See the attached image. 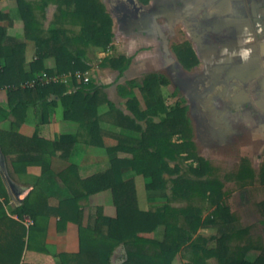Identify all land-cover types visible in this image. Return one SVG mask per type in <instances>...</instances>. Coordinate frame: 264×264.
<instances>
[{"label": "trees", "instance_id": "1", "mask_svg": "<svg viewBox=\"0 0 264 264\" xmlns=\"http://www.w3.org/2000/svg\"><path fill=\"white\" fill-rule=\"evenodd\" d=\"M136 1L142 6L150 2ZM41 3L40 8L57 5L58 16L54 18L60 22L72 18L79 23L80 33L71 40L64 29H50L45 33L35 14L39 6L17 0L24 38L34 42L36 59L25 71L24 42L8 37L6 30L0 29V88L7 87L8 98V110L0 107V124L12 118L10 130L0 129V152L6 160L14 156L9 161L16 173L26 172L29 166L41 165V158L47 153L46 139L41 135L42 126L48 122L44 114L57 98L63 103L64 119L85 126L91 144L104 147L112 157L106 164L96 165L87 177L81 175L76 165L61 171L58 177L69 189L71 197L56 207H50L45 193L34 186L19 205L7 212L11 198L0 174V264H40L28 261L23 255L25 251L47 253L45 238L51 215L58 218V231L71 222L77 225L79 233V251L57 255L55 264H111V256L119 247L125 255L121 264H170L181 250L190 254L185 264H206L208 258L216 259L217 264H264V248L230 213L224 202L228 195L223 190L224 183L215 177L212 163L197 154L188 108L178 102L170 108L164 105L161 86L169 84L166 78L151 73L142 79L139 92L145 107L143 111L138 110L136 97L126 101L134 115L146 120L144 128L107 100L103 85H77L71 92L60 82L21 87L41 72L61 76L88 71L89 67L81 59L83 53L76 45L92 44L106 50L114 38L112 16L100 0H42ZM170 48L183 69L190 71L199 64L189 42L172 43ZM48 58H54V70L46 68ZM131 60V57L120 55L102 61L101 66L117 71L120 76ZM105 104L108 110L99 114L98 108ZM36 105L43 108L42 119L27 136L21 132V126L28 108ZM161 114L158 123L149 119ZM100 122L138 132L140 137L105 131ZM105 136L114 139L116 144L105 147ZM173 136L179 137L180 141L172 142ZM73 145L70 137H61L50 144L51 154L66 159ZM118 152L128 153L131 158H118L115 156ZM168 160L181 164L190 161L195 166L189 164L182 171L178 163L170 168ZM128 170L150 179L145 185L147 191H164L169 181L173 197L188 200L200 197L215 208L204 219L200 209L193 206L179 209L164 206L162 212L142 211L138 207L134 178L123 177ZM224 178L228 180L232 176ZM234 178L243 187L252 184L254 176L242 166ZM258 181L264 182L262 173ZM104 190L111 192L115 216H105L102 208L97 207L93 223L83 225L88 197ZM260 207L264 212V202ZM27 221L31 223L27 224ZM160 228H163L161 239L144 236ZM200 228H217V233L208 239H191V232ZM209 242L213 245L206 248ZM250 249L259 251L253 261L246 258Z\"/></svg>", "mask_w": 264, "mask_h": 264}, {"label": "crops", "instance_id": "2", "mask_svg": "<svg viewBox=\"0 0 264 264\" xmlns=\"http://www.w3.org/2000/svg\"><path fill=\"white\" fill-rule=\"evenodd\" d=\"M23 1L37 3L39 8L35 9V14L45 33L50 29L60 28V25L69 39L74 37L73 30L77 29L79 32L80 27L67 20L63 24L53 20L58 16L57 5L48 4L40 8L42 3H38L39 0ZM132 1L135 3L134 7L125 0L123 5L127 7V11L118 6L114 7V12L107 8L112 16L115 38L126 40L125 43V40L122 41L121 55L132 58L122 75L118 76L117 71L100 66L102 61L112 57L111 54H116L115 49L110 47L103 50L92 44H77L76 48L82 51L81 59L89 67L88 71L61 76H49L41 72L35 74L32 81L21 84V87L60 82L71 92L77 85H103L107 100L144 128L146 120L134 115L126 101L132 96L136 97L139 101L138 110L143 111L145 107L139 92L141 81L138 82V79L149 73L163 76L169 82L167 86H161L164 105L170 108L178 102L188 108L190 118L194 116L196 121L192 127L193 141L200 147V156L225 170L221 173L223 190L228 192L225 204L232 213L237 209L240 215L237 214L235 220L242 227H247L249 235L264 248V212L259 210L260 203L264 202V182L258 181L259 174L264 175V0H150L147 6L140 5L136 0ZM130 14L135 15L131 17ZM194 23L197 25L194 26ZM2 28L6 30L8 37L24 42V69L28 71L29 63L36 59L35 45L33 41L24 38L17 0H0V29ZM184 41L191 44L199 59V64L190 71L179 65L167 45ZM91 52L97 54L98 66ZM45 65L47 69L54 70V58H48ZM84 78L89 81L85 83ZM0 107L8 110L7 87L0 88ZM107 110L105 104L98 108V113L102 114ZM42 112L41 105L28 108L21 132L30 136L34 127L40 124ZM44 115L48 122L42 126L41 135L46 139L47 153L42 156L41 165L29 166L26 172L16 173L9 161L14 156H10L8 166L5 167L4 164V168H0L2 176H7L16 188L11 191L6 188L11 197L6 209L11 207L12 210L19 205L34 186L45 193L50 207H56L62 200L71 197L69 189L58 177L61 171L70 165H76L80 168L81 175L87 177L96 165L106 164L112 157L104 147L91 144L85 126L64 119L61 100L56 98L55 104L48 106ZM162 116L149 119L158 123ZM11 120L9 118L2 122L0 129L10 130ZM100 127L112 133L140 137L138 132L107 122H100ZM64 136L70 137L74 142L66 159L52 155L50 146ZM175 137L173 136V141ZM103 143L105 147H111L116 141L105 136ZM115 156L131 158L130 154L124 152H118ZM0 159L4 161L1 152ZM242 166L252 172L254 179L252 184L240 187L234 177ZM227 175L232 176V179L226 180L224 177ZM136 183L135 181V185ZM253 194L256 196L255 201ZM137 202L139 209L143 210L140 200ZM97 207L102 208L105 216H115L110 190L88 197L83 225L93 223ZM255 208L259 211L257 214L253 212ZM10 211L7 209V212ZM57 221L56 216H50L45 238L47 253L25 251L23 256L28 261L55 264L57 255L79 251L77 225L69 222L63 230L58 231ZM215 231L213 228H200L191 235L194 238L196 234L209 233L207 238H210L216 235L217 231L213 233ZM144 236L153 238L154 233ZM258 254V250L250 249L247 259L253 261ZM122 261L123 259L118 264ZM182 262L175 258L171 264H183Z\"/></svg>", "mask_w": 264, "mask_h": 264}, {"label": "rangeland", "instance_id": "3", "mask_svg": "<svg viewBox=\"0 0 264 264\" xmlns=\"http://www.w3.org/2000/svg\"><path fill=\"white\" fill-rule=\"evenodd\" d=\"M41 1L42 0H39V2L38 3H40L41 4ZM107 8H109L110 10H112L113 12H114V7L115 6H118V7H120L121 8V10H125V11H127L128 9H127V7H125L123 4H125V0H100ZM31 4H33V3H31ZM36 5H37V3H35ZM60 8V7H59ZM57 9H58V7H57ZM62 9V8H61ZM58 15V14H57ZM131 15V17H134V15L133 14H130ZM114 16H116V14L114 15ZM117 16H118V18H119V15L117 14ZM37 17V16H36ZM136 17V16H135ZM38 19V18H37ZM53 20H55V21H58V22H60L59 20H57V19H53ZM64 21H66V20H64ZM64 21L62 20L61 21V24H63L64 23ZM67 21H68V23H72V24H74V25H77V26H79L80 27V25H79V23H77L75 20H73L72 18H68L67 17ZM62 26L60 25V28H57V29H64L63 27L61 28ZM65 30V29H64ZM79 33H80V30H79V32L77 31V29L76 30H73V36L74 37H76V36H78L79 35ZM74 37H72V38H74ZM71 38V39H72ZM70 39V40H71ZM123 40H125V38H115V36H114V38H113V40H112V43H111V45L108 47V48H112V49H115V51H114V53H116V54H111V58H114V57H117L118 55L120 56L121 54H122V41ZM113 42H115V44H113ZM116 42H118V43H116ZM126 42V40L124 41V43ZM172 43H170V44H167L168 46H169V49H171L170 48V45H171ZM80 46H82V45H80ZM118 47V48H117ZM118 51V52H117ZM91 56L93 57V59L95 60V62H96V65L98 66V58H97V54H95V52H91ZM110 58V59H111ZM109 59V58H108ZM106 60V59H105ZM100 66H101V64H100ZM102 67V66H101ZM109 68V67H108ZM111 69V68H110ZM77 73V72H76ZM76 73H74V74H76ZM81 73H84V72H81ZM74 74H72V75H74ZM149 74H151V73H149ZM147 74H144V75H142V77L140 78V79H138V82L139 81H141L142 82V79L146 76ZM190 117V116H189ZM191 119V124H192V127L194 126L193 124L195 123V118H194V116H193V118L191 117L190 118ZM194 122V123H193ZM193 134H194V129H193ZM193 137H194V135H193ZM171 141L172 142H174V143H177V142H179L180 140H179V137H175L174 138V141H173V137L171 138ZM195 143V142H194ZM195 146H196V151H197V154L200 156L201 154V152H200V147L199 146H197V144L195 143ZM200 157H202V156H200ZM203 158V157H202ZM205 159V158H204ZM209 161V160H208ZM211 163H212V165H213V167L215 168V177H218L220 180L222 179V172H225V170H223V168L221 167V166H218V165H216V163L215 162H212V161H210ZM8 161L4 158V161H2L1 159H0V168H4V164H5V167H7L8 166ZM178 162L177 161H170V160H168V164H169V167L170 168H172V167H174V165L175 164H177ZM179 165H180V168H181V170L183 171L185 168H186V166L187 165H191L192 163L190 162V161H188V162H184V163H178ZM192 165H194L195 166V164H192ZM128 173L126 174V178H130V177H133L134 178V180L137 182L136 183V193H137V201L138 200H140V202H141V208L143 209L142 211H153V212H162V210H163V208H164V206H170V207H172V208H176V209H179V208H184V207H187V206H193V207H197V208H199L200 209V211H201V217H202V219H204L205 217H207V216H209L210 214H211V212L214 210V208H215V206L214 205H212V204H210L209 203V201L206 199V200H202L200 197H193V198H191L190 200H188V199H178V198H175V197H173L172 196V194H171V187H172V184L168 181V183H167V187H166V189L164 190V191H160V192H150V191H147L146 190V188H145V185H146V183H148L149 181H150V179H148V178H144V177H142V176H137L134 172H132V171H130V170H128L127 171ZM1 174V173H0ZM228 176V175H227ZM1 177H2V179H3V182H4V185H5V187L7 188H9L10 189V191L11 190H15L16 188H15V186L14 185H12V183L8 180V178H7V176H2V174H1ZM135 177H137V178H135ZM166 178H167V176H166ZM230 187V186H229ZM256 194V193H255ZM10 196V195H9ZM256 196L253 194V200L255 201V198ZM11 198V197H10ZM8 209V211H10L11 210V207H9V208H7ZM230 210V209H229ZM260 211H261V209H259ZM253 212L254 213H258L259 211L255 208V210H253ZM230 213L233 215V217H236L237 216V214H239L238 212H237V209H235V211H233V213L231 212V210H230ZM240 215V214H239ZM180 224L181 225H183L184 223H183V220L181 219L180 220ZM243 225V224H242ZM213 229H215L216 231H217V228H213ZM199 230V229H198ZM197 230V231H198ZM216 231L215 232H213V233H216ZM195 232V231H194ZM191 234H192V232H191ZM190 234V235H191ZM162 235H163V228H160L157 232H155L154 233V236H153V238L152 239H156V238H158V239H161L162 238ZM198 234H196L195 236H194V238H193V236L191 235V239H208L207 238V236L208 235H210L209 233L208 234H199L198 236H197ZM204 236H206V237H204ZM213 243V242H212ZM211 242H209L207 245H205V247L206 248H208V247H211L213 244H212ZM243 244H245L246 242L244 241V242H242ZM123 251V252H122ZM124 250H123V248H121V247H119V248H117L115 251H114V253L112 254V256H111V264H118L119 263V261H121V259H123L124 260ZM249 256L248 255H246V258H248ZM175 258H178V259H181L183 262V264H185L188 260H189V258H190V254L189 253H186L185 251H179L178 253H177V255L175 256ZM174 258V259H175ZM174 259H173V261H174ZM172 261V262H173ZM171 262V263H172ZM170 263V264H171ZM206 264H217V261H216V259H214V258H208L207 260H206Z\"/></svg>", "mask_w": 264, "mask_h": 264}, {"label": "water", "instance_id": "4", "mask_svg": "<svg viewBox=\"0 0 264 264\" xmlns=\"http://www.w3.org/2000/svg\"><path fill=\"white\" fill-rule=\"evenodd\" d=\"M128 1L133 7L135 6V3L132 0H128ZM196 25H197V23H194V26H196Z\"/></svg>", "mask_w": 264, "mask_h": 264}, {"label": "built area", "instance_id": "5", "mask_svg": "<svg viewBox=\"0 0 264 264\" xmlns=\"http://www.w3.org/2000/svg\"><path fill=\"white\" fill-rule=\"evenodd\" d=\"M83 81L86 83V82L89 81V79H88V78H84ZM30 223H31V222L27 221V224H30Z\"/></svg>", "mask_w": 264, "mask_h": 264}, {"label": "flooded vegetation", "instance_id": "6", "mask_svg": "<svg viewBox=\"0 0 264 264\" xmlns=\"http://www.w3.org/2000/svg\"><path fill=\"white\" fill-rule=\"evenodd\" d=\"M132 9V8H131ZM133 12H134V10H133ZM135 13V12H134Z\"/></svg>", "mask_w": 264, "mask_h": 264}]
</instances>
